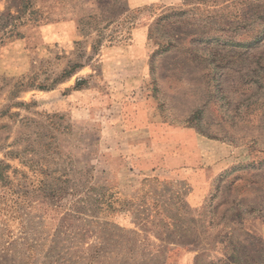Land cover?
Returning <instances> with one entry per match:
<instances>
[{"label":"rangeland","instance_id":"obj_1","mask_svg":"<svg viewBox=\"0 0 264 264\" xmlns=\"http://www.w3.org/2000/svg\"><path fill=\"white\" fill-rule=\"evenodd\" d=\"M0 264H264V0H0Z\"/></svg>","mask_w":264,"mask_h":264},{"label":"crops","instance_id":"obj_2","mask_svg":"<svg viewBox=\"0 0 264 264\" xmlns=\"http://www.w3.org/2000/svg\"><path fill=\"white\" fill-rule=\"evenodd\" d=\"M152 0H129L130 7H138L141 5L149 4ZM133 43V42H132ZM135 43H133L134 45ZM111 53V52H110ZM119 58H112V72L109 76L114 78L121 77H138L141 75L143 71V59L141 57L136 58H128L126 55L123 56L121 62L123 64H119Z\"/></svg>","mask_w":264,"mask_h":264}]
</instances>
